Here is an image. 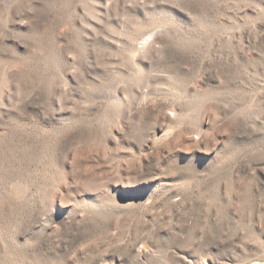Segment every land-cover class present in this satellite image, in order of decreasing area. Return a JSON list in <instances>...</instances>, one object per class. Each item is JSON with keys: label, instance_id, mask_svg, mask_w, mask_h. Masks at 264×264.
<instances>
[{"label": "rangeland", "instance_id": "374dc122", "mask_svg": "<svg viewBox=\"0 0 264 264\" xmlns=\"http://www.w3.org/2000/svg\"><path fill=\"white\" fill-rule=\"evenodd\" d=\"M0 264H264V0H0Z\"/></svg>", "mask_w": 264, "mask_h": 264}, {"label": "bare ground", "instance_id": "6f19581e", "mask_svg": "<svg viewBox=\"0 0 264 264\" xmlns=\"http://www.w3.org/2000/svg\"><path fill=\"white\" fill-rule=\"evenodd\" d=\"M179 94H180V93H179ZM113 99H114V98H113ZM147 113H149V109H148V108L144 109V110L141 112L142 115H143V114L146 115ZM203 114H204V113H203ZM203 114H202V115H203ZM200 128H201V126H200ZM227 129H228V128H227ZM229 129H230V128H229ZM222 130H223V129H222ZM225 130H226V129H225ZM226 131H227V130H226ZM196 133H197V132H196ZM190 134H191V133H190ZM194 134H195V133H194ZM188 135H189V134H188ZM196 137H197V136H196ZM184 140H186V139L184 138ZM203 140H204V141H207L205 138H204ZM210 141H211V140H210ZM210 141H209V142H210ZM189 142H190V141H189ZM214 142H215V141H214ZM189 146H191V145H189ZM210 146H211V145H210ZM168 154H169V153H168ZM168 154H167V155H168ZM173 160H174V159H173ZM125 169H126V168H125Z\"/></svg>", "mask_w": 264, "mask_h": 264}]
</instances>
